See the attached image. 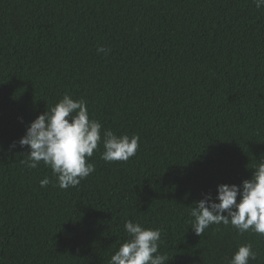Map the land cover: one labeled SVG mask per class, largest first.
I'll list each match as a JSON object with an SVG mask.
<instances>
[{
	"label": "trees",
	"instance_id": "16d2710c",
	"mask_svg": "<svg viewBox=\"0 0 264 264\" xmlns=\"http://www.w3.org/2000/svg\"><path fill=\"white\" fill-rule=\"evenodd\" d=\"M65 93L104 129L140 137L126 162L106 163L101 144L95 171L66 190L43 162L26 167L19 145ZM260 160L264 8L253 0H0V264H109L128 220L163 230L168 264H229L249 243L250 264H264V235L221 223L197 236L189 214Z\"/></svg>",
	"mask_w": 264,
	"mask_h": 264
},
{
	"label": "clouds",
	"instance_id": "9594fccd",
	"mask_svg": "<svg viewBox=\"0 0 264 264\" xmlns=\"http://www.w3.org/2000/svg\"><path fill=\"white\" fill-rule=\"evenodd\" d=\"M253 3L257 9L264 8V0ZM97 51L107 54L110 49L101 46ZM139 140L138 135H117L104 129L100 121L90 118L86 100H74L65 93L50 111L31 122L19 145L29 149L23 161L26 167L35 169L43 162L52 169L54 186L66 190L77 187L95 171L90 160L101 144V159L106 163L126 162L137 154ZM253 169L252 177L241 185H218L215 198L208 194L195 203L189 214L195 219L192 229L197 236L221 223L231 225L240 234L252 231L264 235V160ZM52 183L48 177L40 181L41 187ZM124 229L129 239L111 256L109 264H168L167 254L159 251L162 229L145 228L132 220L125 222ZM257 256L250 243L241 245L229 264H250Z\"/></svg>",
	"mask_w": 264,
	"mask_h": 264
}]
</instances>
